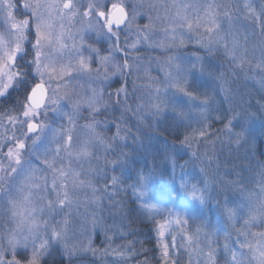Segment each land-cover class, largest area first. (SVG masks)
<instances>
[{"label": "snow or ice", "instance_id": "1", "mask_svg": "<svg viewBox=\"0 0 264 264\" xmlns=\"http://www.w3.org/2000/svg\"><path fill=\"white\" fill-rule=\"evenodd\" d=\"M146 6L159 13V5H145L143 2L131 6L114 2L109 8L100 0H89L81 14L83 5L76 0H16V3L0 0V104L12 103L10 109L0 114V128L4 130L0 133V264H45L48 256L57 249L63 251L67 264H72L75 255L84 248L76 229L79 227L87 232L91 221L95 230L97 212L104 207L105 199L111 203L121 192H131L133 199L129 202L138 204L133 211L138 212L141 223L152 225L147 242L153 238L155 241L154 248H142L137 252V241L130 240L127 246L114 250L121 259L131 260L143 254L146 257L143 264H149L147 253L153 252L155 255L151 259L158 258V264H169L170 261L177 264L174 254L183 248L191 250L190 256L193 251L198 254L197 264H220V245L216 237L223 234L226 238L224 264H264V178L259 182L258 191H249L239 174L235 180L216 181L225 195L229 190L238 189L240 192V201L226 196L222 205L224 223L231 226L234 240L233 232L227 228L204 230L207 226L202 224L193 230L189 225L191 219L198 218L195 205L206 203L212 179H215L208 178L203 166L206 164L212 168L215 161L216 168H219V157L210 156L207 147L200 155L201 143L214 146L217 140L227 135L229 142L235 137L239 149L246 141L243 128L240 132H233L242 112L233 102L230 90L221 84L224 99L218 102L217 114L213 118L215 96L200 93L192 86L191 77L197 72L203 75L205 71L199 57V68L197 62H193L190 69L180 67L179 57H169L167 65L175 64L177 72L175 75L169 72L162 82L164 90L174 88L189 102L200 100L199 105H194L199 111L198 127H193L189 112L175 103L169 105L161 96L160 87L155 88L147 105L141 103L135 110L129 104L125 85L117 88L114 103L111 94L105 101L102 89L93 88L91 95H82L71 87L73 80L92 76V62L96 57L105 69L103 79H107V73L113 68L121 75L130 74L132 64L128 60L127 41L126 47L121 48L120 35L127 36L136 25L137 36L142 34L143 40L150 42V33L157 27V22L164 26L167 37L161 47H186L194 43L208 53L222 55L233 74L237 69L241 72L253 68L264 71V11L257 14L248 3L241 8L230 0H173L171 5H163L164 15L153 17L149 13L148 23L140 27L137 17ZM77 16L90 27L98 25L101 30L106 29L109 41L116 37L111 47L123 52L122 65L112 64L111 51L100 57L99 51L93 49L96 57L90 54L86 59L83 56L75 47L71 30ZM241 18L253 23L260 21L259 39L255 29L249 34L247 28L242 32L237 27ZM70 39L73 41L71 46ZM138 43L139 39L131 44V48L139 51ZM95 78L101 79L99 67ZM218 79L223 80V75ZM13 92L22 93V98L13 101ZM121 93L124 94L123 101L120 100ZM122 105H128L125 111H134L138 116L146 112L153 118L170 110L173 123L162 130L165 133L162 141L165 159L169 152L175 155L188 149L185 154L189 159L179 167L184 169L194 160L200 161L203 180L195 178L196 182L192 183L183 173L177 177V160L171 159L169 183L175 185L179 180V190L173 187L169 199L179 204L183 213L173 207L162 208L147 196L158 172L156 155L152 157L151 167L145 161L133 176L127 169L128 155L121 149V142L127 146L128 136L126 133L122 135L120 121L115 122L116 131L111 139H106L98 131L101 121L97 117L105 115L109 106L115 111L116 106ZM85 108L87 116L84 115ZM61 112L67 118V124H62L56 131L49 123V113L59 115ZM80 120L85 123L80 125ZM214 120L223 127L213 129ZM180 129H184L183 133ZM78 131L83 132V136H78ZM169 133L178 144H167ZM101 150L104 152L103 167L100 164ZM37 161L43 167L34 166ZM109 172L112 173L110 176ZM167 173L165 165L160 174ZM224 175L229 176L231 172ZM127 180L132 183H126ZM101 182L102 188L99 186ZM181 193L186 194L188 200L181 201ZM241 220L242 224L237 226ZM118 227L124 229L121 239L137 234L130 225L126 228L121 223ZM169 236L171 244L167 242ZM178 236L180 243L177 242ZM105 237L106 241L114 238L108 236L107 231ZM137 264L141 262L137 261Z\"/></svg>", "mask_w": 264, "mask_h": 264}, {"label": "rangeland", "instance_id": "2", "mask_svg": "<svg viewBox=\"0 0 264 264\" xmlns=\"http://www.w3.org/2000/svg\"><path fill=\"white\" fill-rule=\"evenodd\" d=\"M78 4L83 5V9H81V14L84 9L87 8V5L89 3V0H76ZM101 3H107L108 7H111V3L114 2H123L129 6L132 4H139L143 2L145 5L148 4H157L160 6L159 13L156 11H153L149 7H145L141 10V14L137 17V24L140 27H143L144 24L148 23V14L151 13L153 17H155L157 14L164 15V9L163 5L168 4L171 5L173 3V0H100ZM224 2H229V0H224ZM230 2L233 5H239L241 8L243 7L244 3H248L252 9H255V12L257 14L264 11V0H230ZM15 11V9H13ZM98 19V18H95ZM74 26L72 27V34L75 37V47L83 54V56L87 59L89 58L90 54L92 57H96V52L93 51V49H96L99 51V56L103 57L110 54L112 55V64H123L124 63V54L121 51L115 50L112 48V44L115 42L116 37L112 38V41H109L107 38V30L103 29L101 30L99 26L90 27L86 23H84L81 20L80 16H77L74 18ZM101 23H103L101 21ZM259 24L260 21L257 20L255 23L247 21L243 18L239 19L237 22V27L241 28V31L243 32L244 28H247L249 31V34L252 33V30L255 29L257 34V39H259ZM227 26V25H226ZM163 25H160L159 22H157V27L150 33L152 36V40L150 42H145L143 40L142 34L138 37L137 36V26L133 25L131 31L128 33L127 36H125L123 33L119 37V44L121 48L126 47V41H127V47H128V60L132 64V71L131 73H125V75H121L118 72H115V69L113 68L112 71H109L107 73V79H103L105 69L100 63L99 57H96L95 60L92 62V76L89 77L85 75L83 78H79L76 80H73L71 82V87H74L77 91H79L82 95H91V91L93 88H95L97 91L103 90V95L105 98V101L108 100L109 94H111V100L114 103L116 100V90L117 88L121 87L122 85H125L128 92V101L131 107L135 110L137 105L143 103L147 105L150 95H154L155 88L160 87L162 89L161 96L164 97L168 102L169 105L172 103H175L178 107L183 108L186 112H189L191 118H192V125L193 127H198L197 121L199 119V111L197 107H194V105H199L200 100L189 102L186 97L182 95L179 91H177L174 88H167L164 90L163 81H165L167 74L171 72L173 75L176 74L177 68L176 65L173 64L170 67L167 65V60L169 57H179L178 63L182 69H190L193 62H197V68L200 66V61L203 62L205 71L203 75H201L199 72L195 73L191 79L192 83L195 82V85L198 83L200 79L207 80V95L209 96H215V99L213 103L218 102V98L224 99L223 94L221 92V84L224 85V74L222 70L219 68V65L214 62L211 64V56H215L217 54H211L205 51L204 49L198 48L197 45L194 43L187 44L186 47H172V48H166L161 47V42L166 41L167 37L165 36V33L163 31ZM139 39V43L137 44V48L139 51H136L135 49L131 48V44L134 42H137ZM70 46L73 44V41L69 40ZM219 59L223 60L224 57L222 55H217ZM197 57L200 58V61H197ZM213 58V57H212ZM225 60V59H224ZM226 61V60H225ZM220 63V61L218 62ZM100 68L101 73V79L97 80L95 78V71L96 68ZM111 67V66H110ZM239 74L241 75L244 83L247 82L248 84H252L255 88H253L256 91V94L258 95L259 99L256 100L257 104H259L260 109L262 110L263 117H264V71L253 68L251 71L247 72H241L237 69ZM115 72V74H113ZM221 75H223V80L218 79ZM233 76V75H232ZM129 86V87H128ZM251 87V86H250ZM22 98V97H21ZM202 98V97H201ZM20 99V98H19ZM120 100H124V94L121 93ZM255 100V99H254ZM255 103V101H254ZM238 106V103L236 104ZM128 106V105H127ZM126 105L122 106H116V116L118 117V121L121 123V128L123 129V133L127 134L125 131V126L127 125L128 119L125 118L126 111L125 108H127ZM10 106L9 108H11ZM227 107V105H226ZM124 110V112H123ZM238 110L242 112V116L240 119V122L237 123V126L233 129V132H240L243 128L246 133V139L247 136L254 132L256 137L260 136L262 130L264 129V120H259L255 117H253L251 114H249L245 109H239ZM5 111L0 110V114H3ZM115 111H113L112 107L109 106L107 112L103 116L97 117L99 121H101L98 131L106 138L111 139L115 129V121H113L112 116ZM124 117H123V115ZM84 115L87 116V108L84 110ZM212 115V114H211ZM49 123L51 124L52 128L56 131L60 130V126L62 124H67V118L63 115V112H61L59 115L54 113H49ZM168 117L172 120V113L169 110L166 112L163 116L153 118V116L147 114L146 112L139 116V121L145 123V125L151 126L148 129V132L151 134L153 130H158V126L162 124V120ZM214 118L215 116L212 115ZM129 118V122H130ZM85 123V120H80L79 124L83 125ZM144 125V126H145ZM9 127H11L9 125ZM166 127V126H165ZM164 127V128H165ZM223 125L221 123H216V121H213V129L222 128ZM152 129V130H151ZM4 130L3 128H0V133H2ZM184 129H180V132L183 133ZM78 136H83V132H77ZM52 134H49V139H51ZM132 137L138 138L139 137V129H136V132H132ZM161 139V140H160ZM159 140H156L155 136H151L149 139L140 140L137 139L136 143L138 145H142V147H146L145 151L149 154V159L147 162L152 165L153 159L152 157L156 155L155 163L157 165V175L159 178L162 177L165 178V181L167 184L169 183L170 177H171V159L175 158L177 160V168H176V175L179 177L182 173L185 176V179L188 178L192 183L196 182L195 178H200L203 180V176L200 173V169L202 165L200 164L199 160H194L192 163H189L184 169H181L179 165H181L179 162L182 161V164L185 163L186 160L189 159V155H186L189 150L184 149L182 151H178L175 155L173 153L169 152L167 154L168 158L165 159V153L163 151V144L162 141H164V138H160ZM2 142V141H0ZM177 143V141L174 140V138H169L167 140V144L171 146L172 144ZM123 142H121L122 146ZM243 144V143H242ZM123 147V146H122ZM205 147H207L208 154L210 156H218V157H224L229 158L231 154H237L240 150L236 146L235 143V137H233L232 141L229 142L227 135H224L221 137V140H217L215 145L213 146L211 143H208L205 145L204 143H201L199 153L200 155H203ZM122 149V148H121ZM6 150V149H5ZM124 153L128 155V162H127V169L129 171H134V165L131 163L132 160L130 158V154L122 150ZM157 152L159 154L157 155ZM112 157L109 155L108 159L110 160ZM25 159H28L27 156H25ZM100 164L103 167L104 166V152L103 150L100 151ZM167 165L168 167V173L165 175H161L160 171L163 170V168ZM43 167L42 164H40L39 161L36 162V165ZM107 167L110 169L111 165H107ZM205 168L206 174L211 176L213 179L212 184L209 188V198L206 201H217L219 202V209L218 211L222 212V205L226 199L227 193L225 195L224 192H222L219 189V185L216 183L217 180H221L224 182H228L229 180L226 179V176L224 175L226 170L217 169L214 165L212 168H208L206 164L203 166ZM119 172V169L117 170V174ZM112 173L109 172V176ZM101 188L103 187V183L99 185ZM175 187L177 190H179V180H177L176 184H172V188ZM172 188H166L168 193H171ZM259 190V182L257 181L256 187H254L253 191ZM149 191V190H148ZM233 191V190H232ZM230 192V191H228ZM219 193V194H218ZM236 197L231 198L232 200L240 201L241 196L239 190H235ZM174 194V193H173ZM153 203H157L160 207H173L177 211H181L183 213V209L180 208L179 204H174L169 199V195L166 194V197H162L161 199L157 197H148ZM180 200L185 201L188 200V197L186 194L181 193L180 194ZM107 200L104 201V207L102 209H99L97 212V220L98 223L96 224L95 230H93L92 222L90 221L88 223L87 232H84L79 227L76 229L77 232V238L79 242H81L84 245V248L80 249L78 253L75 255L72 264H137L136 262H133L131 260L121 259V257L114 251L115 249L120 248L121 246H127L126 239H121V237H118L122 232L117 230H108L105 218L106 215V208L109 209L111 207L108 205ZM206 203L204 205H195L196 208V215L198 218L191 219L189 221L190 227L195 230L200 225H206V216L204 207L206 206ZM108 213H111V210H108ZM113 213V210H112ZM102 214V215H101ZM224 218V217H223ZM219 212L217 215L214 216L215 225L220 226L221 222L219 221ZM192 221V222H191ZM242 220L239 221L237 226L239 224H242ZM120 222H118L117 225H119ZM229 228L232 230L231 226L229 225ZM204 230H207L204 229ZM256 230V229H253ZM107 231V235L114 237L111 241H106L105 232ZM113 231V233H112ZM233 231V230H232ZM112 233V234H111ZM90 238V243H89ZM191 250H188V260L187 264H189V260L191 259V264H197L198 261V254L196 252H191V256L189 255V252ZM107 255L108 259L104 258L102 255ZM47 264H67V259L63 254V251L61 249H57L52 252L50 256H48L47 260L45 261Z\"/></svg>", "mask_w": 264, "mask_h": 264}, {"label": "trees", "instance_id": "3", "mask_svg": "<svg viewBox=\"0 0 264 264\" xmlns=\"http://www.w3.org/2000/svg\"><path fill=\"white\" fill-rule=\"evenodd\" d=\"M213 57V58H212ZM211 64L216 62L219 65V68L222 70L224 74V86L230 90L232 93V100L235 104L238 103L239 109H245L249 114H251L253 117L264 120L262 110L260 109L259 104H257L256 100L259 99L258 95L256 94V91L253 89L255 88L252 86V84H248L247 82L244 83L241 75L236 70V73L233 74L231 66L223 59H219L217 55L211 56ZM220 61V63H218ZM233 75V76H232ZM199 84L197 83L195 85V82L192 83V86L200 93H207V80L200 79ZM251 86V87H250ZM129 87V86H128ZM253 87V88H252ZM128 89V88H127ZM22 97V93L13 92L12 94V100H16ZM255 99V100H254ZM222 101V99L218 98V102ZM255 101V103H254ZM216 102L212 104V112L211 114L213 116H216V110L219 107V103ZM12 106V103H6V104H0V110L6 111L7 109H10L9 107ZM127 106V105H126ZM128 107V106H127ZM226 108V105H224ZM116 109V108H115ZM133 109V108H132ZM134 110V109H133ZM116 110L112 116L116 114ZM124 112V110H123ZM124 117V115H123ZM126 119H128L127 125L125 126V131L127 132V146H124L122 144L121 148L128 154H130V158L132 160V164L134 165V171L131 172L133 176H135L136 171H139L141 167H143L145 161L149 159V154L145 151V148L142 147V145H138L136 143V140H146L149 139L152 135L156 137V140H159L160 138L165 139V133L162 131L163 129L169 128V126L172 125L173 121L165 117L162 120V124H160L158 127V130H153L151 134L148 132V129L151 126L145 125V123L139 121V116L134 113V111H126ZM129 118L130 122H129ZM113 121H118V117L115 115L113 117ZM216 123H220L216 121ZM145 125V126H144ZM122 126V125H121ZM166 126V127H165ZM146 127V128H145ZM165 127V128H164ZM136 129H139V137L136 139L132 137V132H136ZM123 130V129H122ZM152 130V129H151ZM122 131V135H123ZM261 135L256 137V135L253 133L249 134L247 136V139L245 142H243L239 152L236 154H231L229 158H222L219 157V169L226 170L227 172H231V175L226 176L227 180H235L237 178V175L243 176V183L247 186L249 191H253L254 187H256L257 181L260 182L262 178H264V129L260 133ZM173 138V135L169 133L166 137V140L169 138ZM161 140V139H160ZM216 157V156H214ZM148 163V162H147ZM182 164V161L179 162ZM215 167V161L213 164ZM148 166L151 167V165L148 163ZM200 169V168H198ZM243 171L241 172V170ZM119 174V172H118ZM128 172H125V175H127ZM208 178L212 179L211 176L208 173ZM188 179V178H187ZM213 181V179H212ZM126 183L130 184L132 183L131 180H127ZM166 188H172V184H167L165 181V178L156 176L153 184L149 188V191L147 192L148 197H157L161 199L162 197H166V194L169 195ZM230 192H227V198H235L237 195L235 191L229 190ZM173 194V193H172ZM247 195V193H245ZM133 199L131 192L128 194H124L121 192L118 196L114 198V200L111 202V207L106 208V215L105 223L108 228V230L112 229L117 230L119 232H123L124 229H121L118 227L121 223L125 225V227H131V229L136 230V235L127 237V245L130 240H136L137 243L135 244V250L137 252H140L141 249H152L155 247V241L154 238L151 242L148 241V233L151 229L152 225L148 223H141L140 219L138 218V212L133 211L134 209L138 208V204L136 203H130ZM123 201V204L120 202ZM108 202V201H107ZM110 205V203H107ZM115 205V207L113 206ZM199 206V204H197ZM219 205L217 201H208L206 203V206L204 207L205 216H206V226L207 230H211L214 227H222L227 228L229 232H233L229 225L224 223V218L222 216V212L218 211ZM108 210H111V213H108ZM113 210V213H112ZM197 211V210H196ZM219 212V221L221 222L220 226L215 225L214 216L217 215ZM118 222H120L119 225ZM192 222V221H191ZM190 225V223H189ZM112 231V233H113ZM111 233V234H112ZM118 237H121V234L118 235ZM216 239L219 241L220 248L218 250V255L220 257V264H224V253H223V245L225 243V236L221 234L220 236L216 237ZM232 239H235V234L233 232ZM167 242L171 244V237L169 236L167 238ZM177 242H181V238L178 236ZM188 250H184L183 248L179 253H175L174 255L177 256V264H187V254ZM155 255L153 252L147 253V258L149 261V264H158V258L156 260H152L151 257ZM104 258L108 259L107 255H102ZM146 257L145 255L141 254L137 256L135 259H132L133 262L139 261L141 264L145 261ZM47 264V262H45ZM171 264V261L169 262Z\"/></svg>", "mask_w": 264, "mask_h": 264}, {"label": "flooded vegetation", "instance_id": "4", "mask_svg": "<svg viewBox=\"0 0 264 264\" xmlns=\"http://www.w3.org/2000/svg\"><path fill=\"white\" fill-rule=\"evenodd\" d=\"M13 3H16V0H12ZM15 12V11H14Z\"/></svg>", "mask_w": 264, "mask_h": 264}, {"label": "water", "instance_id": "5", "mask_svg": "<svg viewBox=\"0 0 264 264\" xmlns=\"http://www.w3.org/2000/svg\"><path fill=\"white\" fill-rule=\"evenodd\" d=\"M121 27H123V26H121ZM113 28L115 29V25L113 26Z\"/></svg>", "mask_w": 264, "mask_h": 264}]
</instances>
